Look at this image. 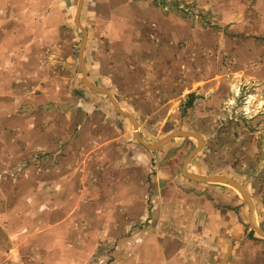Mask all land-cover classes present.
Segmentation results:
<instances>
[{
    "label": "rangeland",
    "instance_id": "374dc122",
    "mask_svg": "<svg viewBox=\"0 0 264 264\" xmlns=\"http://www.w3.org/2000/svg\"><path fill=\"white\" fill-rule=\"evenodd\" d=\"M86 2L85 52L74 25L49 48L35 15L41 34L25 39L21 78L0 87V264L132 260L123 240L137 230L113 213L103 163L112 145L103 124L116 121L102 115L110 102L101 89L151 111L156 137L203 133L209 162L254 181L264 206V0ZM85 54L104 67L101 88L80 69Z\"/></svg>",
    "mask_w": 264,
    "mask_h": 264
},
{
    "label": "crops",
    "instance_id": "0c3cea01",
    "mask_svg": "<svg viewBox=\"0 0 264 264\" xmlns=\"http://www.w3.org/2000/svg\"><path fill=\"white\" fill-rule=\"evenodd\" d=\"M86 1L0 0V87L21 78L25 39L41 34L35 15L43 16L41 35L49 48L57 36L70 39L68 27L74 25L83 32L85 52ZM82 56L80 69L90 81L85 83L101 88L104 67L94 54L90 60ZM98 91L110 102L99 114H112L116 121L114 127L103 124L104 138L112 144L103 163L114 182L113 213L128 232L137 230L123 240L134 248L128 264H264V206L257 184L237 178L225 164L212 165L204 155L203 133L180 127L156 137L148 121L156 118L151 111L128 99L131 107H124L117 95ZM142 222L149 225L136 229Z\"/></svg>",
    "mask_w": 264,
    "mask_h": 264
},
{
    "label": "trees",
    "instance_id": "16d2710c",
    "mask_svg": "<svg viewBox=\"0 0 264 264\" xmlns=\"http://www.w3.org/2000/svg\"><path fill=\"white\" fill-rule=\"evenodd\" d=\"M193 97H194V96H190L191 99H193ZM192 103H193L192 100L189 101V103H188V107H191V106H192Z\"/></svg>",
    "mask_w": 264,
    "mask_h": 264
}]
</instances>
